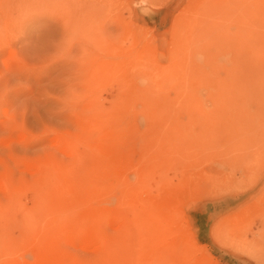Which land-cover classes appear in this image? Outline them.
Here are the masks:
<instances>
[{
    "label": "rangeland",
    "instance_id": "rangeland-1",
    "mask_svg": "<svg viewBox=\"0 0 264 264\" xmlns=\"http://www.w3.org/2000/svg\"><path fill=\"white\" fill-rule=\"evenodd\" d=\"M202 1L0 0V264H264V0Z\"/></svg>",
    "mask_w": 264,
    "mask_h": 264
},
{
    "label": "bare ground",
    "instance_id": "bare-ground-1",
    "mask_svg": "<svg viewBox=\"0 0 264 264\" xmlns=\"http://www.w3.org/2000/svg\"><path fill=\"white\" fill-rule=\"evenodd\" d=\"M199 1V0H198ZM207 1V0H206ZM231 1V0H230ZM247 1H249V0H247ZM208 2V1H207ZM232 2H236L235 0L234 1H232ZM237 2H238V0H237ZM240 2H241V0H240ZM201 3H203V1L201 0ZM212 3V2H211ZM222 3V2H221ZM233 3V4H234ZM245 4H246V2H244ZM243 3V4H244ZM261 4V3H260ZM219 5V4H218ZM223 5V4H222ZM236 5V4H235ZM239 5H240V3H239ZM221 6V5H220ZM241 6V5H240ZM245 6V5H244ZM244 6H243V8H244ZM247 6V5H246ZM245 6V7H246ZM214 8V7H213ZM218 8H219V6H218ZM256 8H257V6H256ZM260 8V7H259ZM210 9V8H209ZM241 8H239V10H240ZM248 10V9H247ZM258 10V9H257ZM241 11H243V10H241ZM261 11V10H260ZM262 12H264V11H262ZM223 15V14H222ZM225 15V17L227 16L226 14H224ZM229 15V14H228ZM230 15H231V13H230ZM247 15V14H246ZM240 17V16H239ZM258 17V16H257ZM256 17V18H257ZM228 18H230L231 19V16H229ZM236 19V18H235ZM255 19V18H254ZM249 20V19H248ZM229 21V20H228ZM250 22V21H249ZM253 24V23H252ZM245 25V24H244ZM249 25H251V24H249ZM248 26V25H247ZM253 26V25H252ZM221 28V27H220ZM252 29V28H251ZM219 30H221V29H219ZM242 30V29H241ZM241 30H239L240 32L239 33H241ZM244 30V29H243ZM242 30V31H243ZM212 31V30H211ZM223 31V35H222V37H221V39H220V41H219V43H221V45H220V47H223L224 48V50H226L227 52H228V54H229V52L230 53H232V55H233V57H232V59L233 60H236L237 62H244L245 61V56H244V54H245V47H246V40H245V36H246V34H243V35H240V34H237V35H235L234 34V32L236 33V31H238V30H235V31H233V34H228V31L227 30H222ZM207 32V31H206ZM213 33H214V31H212ZM211 32V33H212ZM210 32H209V34H211ZM212 33V34H213ZM218 33H219V31H218ZM238 33V32H237ZM243 33H245V32H243ZM205 34V33H204ZM195 36V35H194ZM218 36H219V34H218ZM256 36V35H255ZM198 37V36H197ZM209 37H211V35L209 36ZM251 38V37H250ZM257 38V37H256ZM193 39V38H192ZM213 39H215V38H213ZM252 39V38H251ZM191 40V39H190ZM205 41H207L208 42V40L207 39H204ZM211 40V39H210ZM222 40V41H221ZM247 40H249V39H247ZM199 43V42H198ZM202 43V42H201ZM219 43H216V44H214V45H219ZM249 44V42L247 43V45ZM213 44H211V47L212 46H214ZM250 45V44H249ZM254 45H255V43H254ZM195 46H197V45H195ZM256 47V46H255ZM250 48H252V46L250 47ZM258 48V47H257ZM254 49V48H253ZM252 51V50H251ZM259 51H260V48H259ZM256 52H258V51H256ZM248 53V52H247ZM253 53V52H252ZM252 53H251V55H252ZM227 54V53H226ZM249 54V53H248ZM250 55V56H251ZM256 54H254V56H255ZM262 55V54H261ZM188 56V55H187ZM225 57H228V56H226L225 55ZM253 57V56H252ZM257 57V56H256ZM255 57V58H256ZM259 57V56H258ZM200 58V57H199ZM223 58V57H222ZM229 58V57H228ZM252 59V58H251ZM257 59V58H256ZM255 59V60H256ZM198 60V59H197ZM212 60V59H211ZM215 60V59H214ZM224 60V59H223ZM213 61V60H212ZM225 61V60H224ZM231 61V60H230ZM198 62V61H197ZM223 62V61H222ZM236 62V63H237ZM154 63V62H153ZM211 63V62H210ZM217 63V62H216ZM227 63V62H226ZM230 63V62H229ZM256 63V62H255ZM257 63H259L258 61H257ZM253 64V63H252ZM207 65V64H206ZM232 65V64H231ZM177 66V65H176ZM136 67V66H135ZM233 68V67H232ZM208 69V68H207ZM235 69V68H234ZM250 69V68H249ZM231 70V69H230ZM237 71V70H236ZM245 71V70H244ZM250 71V70H249ZM251 73V72H250ZM258 73V72H257ZM209 75V74H208ZM210 76V75H209ZM211 76H212V74H211ZM218 76V75H217ZM232 76V75H231ZM213 78L212 79H214V77L215 76H212ZM105 79V78H104ZM211 79V78H210ZM211 79V80H212ZM103 80V79H102ZM230 82V81H229ZM251 86V85H250ZM100 87V86H99ZM251 90V89H250ZM91 92V91H90ZM101 94V93H100ZM199 95V94H198ZM99 96H102V95H99ZM156 96H158V95H156ZM152 98V97H151ZM123 99V98H122ZM152 100V99H151ZM102 101V100H101ZM114 101V100H113ZM109 102V101H108ZM111 103V102H110ZM101 105V104H100ZM113 106V105H112ZM119 106V105H118ZM101 107V106H100ZM114 109H115V104H114V107H113ZM103 109H104V106H103ZM113 109V110H114ZM100 111H101V109H100ZM109 111V110H108ZM111 111V110H110ZM115 111V110H114ZM113 111V112H114ZM117 111V110H116ZM105 112V111H104ZM103 113V112H102ZM111 113V112H110ZM115 113V112H114ZM95 114V113H94ZM104 114V113H103ZM106 114V113H105ZM113 115V114H112ZM102 116H104V115H102ZM94 118H95V116H94ZM105 119H106V117H105ZM104 119V120H105ZM111 120H112V118H111ZM107 121H108V119H107ZM106 121V122H107ZM113 121V120H112ZM105 122V121H104ZM109 122V121H108ZM101 123V122H100ZM103 124V123H102ZM105 124V123H104ZM107 124V123H106ZM69 143V142H68ZM114 173V172H113ZM69 187V186H68ZM100 193V192H99ZM177 201V200H176ZM8 209V208H7ZM8 211V210H7ZM172 217H173V215H172ZM122 220V219H121ZM123 220H125V219H123ZM81 221V220H80ZM87 221H89V219L87 220ZM94 221V220H93ZM98 227V226H97ZM23 229V228H22ZM90 229V228H89ZM99 229V228H98ZM95 230V229H94ZM97 231V233H98V230H96ZM27 232V231H26ZM101 234V233H100ZM28 235V234H27ZM97 235V234H96ZM161 237V236H160ZM104 238V236H102L101 237V235L99 236V234L97 235V238H95V240H96V242H98V245H99V243L101 244V245H104V243L106 244V241L103 239ZM106 247H111V244H109V243H107L106 244Z\"/></svg>",
    "mask_w": 264,
    "mask_h": 264
}]
</instances>
